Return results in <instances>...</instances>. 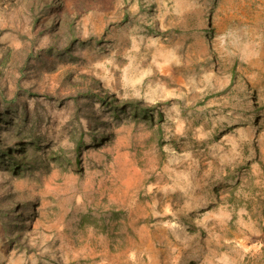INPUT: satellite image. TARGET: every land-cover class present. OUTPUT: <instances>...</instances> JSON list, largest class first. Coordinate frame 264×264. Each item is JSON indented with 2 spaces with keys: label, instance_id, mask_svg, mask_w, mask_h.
<instances>
[{
  "label": "rangeland",
  "instance_id": "1",
  "mask_svg": "<svg viewBox=\"0 0 264 264\" xmlns=\"http://www.w3.org/2000/svg\"><path fill=\"white\" fill-rule=\"evenodd\" d=\"M0 264H264V0H0Z\"/></svg>",
  "mask_w": 264,
  "mask_h": 264
},
{
  "label": "trees",
  "instance_id": "2",
  "mask_svg": "<svg viewBox=\"0 0 264 264\" xmlns=\"http://www.w3.org/2000/svg\"><path fill=\"white\" fill-rule=\"evenodd\" d=\"M18 148H20V146L18 147ZM17 149V148H16ZM3 153L5 154V155H10V153H9V150H8V147H6L4 150H3ZM12 162H13V165L15 166L14 168L16 169V166H19L20 165V161H17V160H15V159H12Z\"/></svg>",
  "mask_w": 264,
  "mask_h": 264
}]
</instances>
